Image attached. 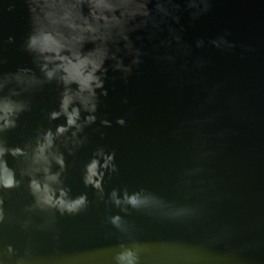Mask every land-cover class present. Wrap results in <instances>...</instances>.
<instances>
[{
  "label": "water",
  "instance_id": "water-1",
  "mask_svg": "<svg viewBox=\"0 0 264 264\" xmlns=\"http://www.w3.org/2000/svg\"><path fill=\"white\" fill-rule=\"evenodd\" d=\"M10 3L13 12L7 11ZM172 26L182 29L190 54L177 53L175 42L170 49L159 46L168 38L166 26L156 38L147 30L133 33L145 53L142 63L127 82L109 69L116 79L105 84L108 95L101 97L98 119L85 129L88 142L74 156L65 151L64 183L72 197L87 193V209L54 217L37 210L23 228L29 218L24 206L32 202L25 177L24 186L6 193L12 220L0 225V252L11 245L14 254L0 255V264L20 257L25 264H116L126 249L137 254L138 264H264V0H210L198 19L184 11ZM26 30L22 0H0L4 71L32 66L18 50ZM9 35L16 43H7ZM220 37L234 47L210 43ZM165 54L174 55L175 63L156 59ZM197 61L203 66L196 67ZM55 99L54 86L34 96L32 110L7 133L10 146L22 147L40 126L55 129L65 122L49 125L46 119ZM118 118L125 124H117ZM102 119L111 127L101 125ZM98 147L105 150L102 165L115 154L101 169L102 200L83 183L84 165ZM6 159L17 167L11 156ZM125 192L139 193L148 203L134 209L124 202ZM114 216L121 218L120 228L110 222Z\"/></svg>",
  "mask_w": 264,
  "mask_h": 264
},
{
  "label": "clouds",
  "instance_id": "clouds-1",
  "mask_svg": "<svg viewBox=\"0 0 264 264\" xmlns=\"http://www.w3.org/2000/svg\"><path fill=\"white\" fill-rule=\"evenodd\" d=\"M27 11V30L19 45V51L30 57L31 67H18L15 71H4L7 59L0 55V225L10 223L12 218L5 211V197L8 190L26 188L32 202L24 206L29 218L21 222L22 227L31 226V214L58 212L60 215H75L89 206L87 193L77 197L70 195L71 189L64 183L67 171L65 151L74 156L88 142L85 129L96 123L101 97H107L105 87L109 79V69L120 74L127 82L133 67L142 63L145 55L136 47L132 34L141 30L149 32V38H156L167 27L168 38L160 40V47L172 48L175 42L177 53L188 55L180 31L172 26L179 24L181 15L188 11L193 20L209 11L210 0H22ZM184 5V8L181 7ZM151 5V7L149 6ZM8 12L14 11L10 3ZM139 39V37H137ZM223 42V47L221 46ZM8 44L16 43L9 35ZM217 48H232L229 41L220 37L210 41ZM90 45V47H88ZM204 41L197 40L196 47H203ZM130 58L125 63V58ZM156 59L175 63L172 54L157 56ZM202 67L203 61H197ZM56 90L55 106L46 113L51 125L53 121L64 119L63 124L40 126L35 129L23 146H10L7 133L18 127L22 114L32 110L34 96L46 87ZM104 127H111L108 119L100 120ZM117 124L124 125L123 118ZM105 155L103 147H98L92 158L84 165L83 183L97 191L103 199L101 180L114 159V153L106 156L102 165L99 157ZM11 156L17 167H10L6 159ZM55 166V170H54ZM111 170L117 171L115 164ZM17 172L19 179H17ZM113 202L121 201L112 192ZM124 202L134 209L146 205L148 201L139 193L125 192ZM110 222L121 227L119 216L110 217ZM45 228V225H40ZM13 247L9 245L0 255L11 257ZM25 255H29L26 250ZM116 264H138V256L131 249L116 255ZM15 264H25L23 257Z\"/></svg>",
  "mask_w": 264,
  "mask_h": 264
}]
</instances>
